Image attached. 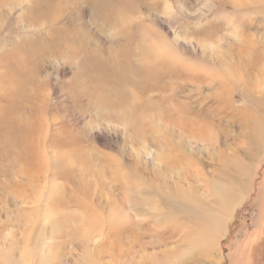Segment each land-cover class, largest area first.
I'll list each match as a JSON object with an SVG mask.
<instances>
[{
	"label": "rangeland",
	"instance_id": "rangeland-1",
	"mask_svg": "<svg viewBox=\"0 0 264 264\" xmlns=\"http://www.w3.org/2000/svg\"><path fill=\"white\" fill-rule=\"evenodd\" d=\"M262 126L264 0H0V264H264Z\"/></svg>",
	"mask_w": 264,
	"mask_h": 264
},
{
	"label": "bare ground",
	"instance_id": "bare-ground-1",
	"mask_svg": "<svg viewBox=\"0 0 264 264\" xmlns=\"http://www.w3.org/2000/svg\"><path fill=\"white\" fill-rule=\"evenodd\" d=\"M234 1V0H233ZM261 11V10H260ZM262 12V11H261ZM263 13V12H262ZM264 126H262V130L259 131V130H256L253 134L254 138L252 139V141L250 142L251 143V148L250 150H248V158L245 157V161L241 163V165L239 166V169L242 170V175H246V173H249V169L252 167H250V163L252 162L251 159L249 158L250 156L252 157V160L255 156H258L259 152H261L262 154H264ZM23 130V129H21ZM23 134H26L23 132ZM21 135V134H20ZM29 136V135H28ZM27 137V136H26ZM22 138V137H21ZM20 139V138H19ZM22 142V141H21ZM260 153V154H261ZM258 158V157H257ZM247 159V161H246ZM247 166V167H246ZM252 169V168H251ZM245 170H249L248 172H245ZM245 178H243L242 180V184L240 183L239 187L237 188V195H238V202L242 199V197L246 196V192L247 190H249V188H251V185L249 182H247L246 180L244 181ZM249 183V184H248ZM261 185H262V188L264 189V178L261 182ZM263 192V191H262ZM259 193V192H258ZM259 196H257L258 198ZM264 197V196H263ZM259 199V198H258ZM187 200V199H186ZM264 200V199H263ZM258 200H256L257 202ZM261 201V199H260ZM236 202V201H235ZM197 203V202H196ZM234 203V202H233ZM259 203V202H258ZM236 204V203H235ZM264 204V203H263ZM256 205V204H255ZM258 206V205H257ZM209 209V208H208ZM262 210V209H261ZM199 211V210H198ZM198 213V212H197ZM263 213H264V205H263ZM203 217L206 216L205 219L210 218L212 221H213V224L215 225L214 226V229H212V233L209 232V234L207 236H203L199 233V236H201V239L203 241V243L205 244V246L207 248L209 247H213L216 251V247L218 248V250L220 249L221 250V238H224L222 237L225 233L223 231V227L225 225H222L223 224V220L225 219V215L223 214H220L218 212H208V213H201ZM263 216V215H262ZM202 217V218H203ZM264 217V216H263ZM264 219V218H263ZM200 220V219H199ZM260 222V221H259ZM264 222V221H263ZM209 225H207L208 227ZM260 226V225H259ZM205 227V226H204ZM203 227V228H204ZM213 227V226H212ZM226 228V227H225ZM219 230H220V234L219 233ZM191 234V233H190ZM196 235L198 236V233L196 231ZM219 235V236H218ZM196 239V238H195ZM196 243V242H195ZM31 248V247H30ZM215 258H217V256H215ZM223 258V257H222ZM242 261V259H241ZM169 262V261H168ZM174 262V261H173ZM214 263V262H213ZM249 263V262H248ZM166 264H169V263H166Z\"/></svg>",
	"mask_w": 264,
	"mask_h": 264
}]
</instances>
